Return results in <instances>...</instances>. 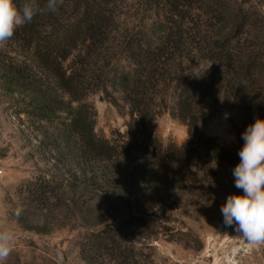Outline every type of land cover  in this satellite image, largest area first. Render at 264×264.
I'll return each mask as SVG.
<instances>
[{
	"label": "rangeland",
	"instance_id": "rangeland-1",
	"mask_svg": "<svg viewBox=\"0 0 264 264\" xmlns=\"http://www.w3.org/2000/svg\"><path fill=\"white\" fill-rule=\"evenodd\" d=\"M101 1L115 23L90 55L97 62L79 73V102L26 48L12 39L0 47V228L15 233L6 264H56L58 254L63 264H264V245H251L221 212L242 194L233 176L242 133L264 118V0H177V12L166 0ZM162 33L171 52L145 81L142 119H132L118 80L142 72L125 49ZM221 48L235 68L256 64L243 89L242 72L221 67ZM202 74L215 85L198 99L197 135L182 149L178 84ZM43 105L54 113L43 115ZM77 113L92 124L94 150L69 127ZM101 233L117 246L97 248Z\"/></svg>",
	"mask_w": 264,
	"mask_h": 264
},
{
	"label": "trees",
	"instance_id": "trees-1",
	"mask_svg": "<svg viewBox=\"0 0 264 264\" xmlns=\"http://www.w3.org/2000/svg\"><path fill=\"white\" fill-rule=\"evenodd\" d=\"M173 4V12H177V0H166ZM18 3L21 0H17ZM44 0H41L43 5ZM71 16V17H70ZM70 17V19H68ZM68 19V20H67ZM115 23L113 13L107 9V6L101 0H63L57 12H44L37 15L30 24L18 29L12 38L14 44L21 48H26L32 53L36 65L48 74L57 84L58 90L69 98L70 103L81 101L78 90L79 73H84V68L90 55H94L97 50L102 48L109 41L111 34L110 27ZM170 34L162 33L158 41L138 42L136 48L127 45L125 53L128 59H133L134 63L141 68V78L133 81L128 74L121 76L118 80L120 91L125 96V101L130 107V117L139 116L142 119V113L145 111L141 105L142 98L146 94V83H148L157 68L160 67V60L171 52L169 46ZM137 50V53L134 50ZM85 53V54H84ZM220 55H224L228 61L226 65L221 63V67L229 70H240L242 75L237 79L239 89H243L247 75H250L257 69L253 62L242 63L235 68L234 61H230L221 48ZM215 58V57H214ZM70 61L69 69H64V64ZM97 62V61H96ZM18 69L16 74L21 75L28 69L23 62L14 65ZM212 76L205 77L203 74L192 80L184 79L178 84V93L176 101L175 117L186 124L188 127V140L182 149L192 147V140L197 135V107L200 101L213 90L215 85ZM133 81V82H132ZM198 105V106H197ZM43 115L53 114V110L46 105L40 107ZM141 116V117H140ZM144 116V115H143ZM136 118V117H135ZM69 127L78 135L83 143L91 150H94L93 127L81 114L77 113L72 117ZM202 137L201 135H198ZM215 153H226L225 150L212 146ZM184 151V150H183ZM177 162H182L185 154L175 155ZM175 157V158H176ZM97 248H107L108 245H115V242L109 240L108 235L101 233L95 241ZM117 246V245H115ZM114 246V247H115ZM115 250H118L115 248Z\"/></svg>",
	"mask_w": 264,
	"mask_h": 264
},
{
	"label": "clouds",
	"instance_id": "clouds-1",
	"mask_svg": "<svg viewBox=\"0 0 264 264\" xmlns=\"http://www.w3.org/2000/svg\"><path fill=\"white\" fill-rule=\"evenodd\" d=\"M63 0H0V47L12 39L16 31L44 12H57ZM239 163L233 169L235 187L242 194H231L221 206L224 222L251 245H264V118H257L242 133ZM15 233L0 228V264H6L13 251ZM58 254L56 264H63Z\"/></svg>",
	"mask_w": 264,
	"mask_h": 264
}]
</instances>
